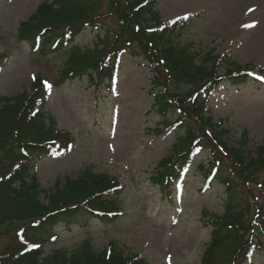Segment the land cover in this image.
I'll return each instance as SVG.
<instances>
[{"label": "rangeland", "instance_id": "1", "mask_svg": "<svg viewBox=\"0 0 264 264\" xmlns=\"http://www.w3.org/2000/svg\"><path fill=\"white\" fill-rule=\"evenodd\" d=\"M40 1L0 0V53L6 56L0 60V97L30 90L34 76L46 78L53 85L44 101L45 116L53 118L58 129L69 130L74 140L57 157L37 160L28 176L48 189L57 178L76 176L90 166L95 172L115 176L124 188L119 215L108 223L78 217L67 228L47 229L39 236L41 256L57 250L73 252L88 240L97 253L113 243L124 255L143 258L146 264H200L210 236V227L204 226L202 219L208 218L205 212L221 214L225 198L224 186L217 179L207 190L200 189L207 184L194 166L210 160L207 149L191 158V169L173 185L171 180H164L161 187L156 185L151 174L160 159L171 152L174 137L171 129L154 132L161 127L150 108L152 72L141 56H131L139 44L124 47L109 90L106 82L94 87L86 77L67 79L59 85L63 57L40 54L39 49L33 50L16 38L19 21ZM100 1L104 9L107 0ZM155 9L161 20L185 22L175 35L176 43H191L194 52L211 50L220 56L218 74H223L229 61L255 72L264 69V57L251 51L253 42L264 34V0H156ZM99 21L100 29L84 27L78 45L90 47L98 30L113 34L118 29L113 15L105 13ZM234 87L221 82L206 108L214 119H224L230 129V145L246 131L247 148L252 152L264 140V85L250 78L238 89ZM262 180L264 169L254 173L252 183ZM234 183V206L243 213L249 228L241 237L242 241L246 238L248 249H238L233 259L238 264H264V230L257 226L263 222L264 186L257 183L251 188V200L244 193L242 180ZM5 228L6 224L0 225V250L13 232ZM218 252L220 262L226 264L230 243L224 242Z\"/></svg>", "mask_w": 264, "mask_h": 264}, {"label": "trees", "instance_id": "2", "mask_svg": "<svg viewBox=\"0 0 264 264\" xmlns=\"http://www.w3.org/2000/svg\"><path fill=\"white\" fill-rule=\"evenodd\" d=\"M154 5L155 0H107L101 9L100 0H42L30 17L19 23L17 38L33 47L39 46L40 54L63 51L61 77L87 75L96 85L111 77L121 49L132 42L139 44L137 53L146 58L154 72L151 79L153 105L162 126L172 125L168 113H174L178 107L179 123L175 129L183 128L185 133L175 152L160 164V177L171 175L170 159L178 162L189 158L191 149L183 148L195 136L191 135L190 126L206 128L212 140L213 159L219 167L216 178L230 191L236 189L234 180L240 178L246 197L253 200L251 188L257 183L264 186L263 180L252 183L254 173L264 169V140L252 152L247 148L246 133L241 135L236 147L228 145V133L221 127V121L213 122L204 111L208 91L221 79L216 73L218 55L206 51L196 61V55L173 42L177 25L160 21ZM105 13L116 18L118 29L113 34L105 32L98 40L102 45L100 49L96 45L92 49H81L75 39L83 25L99 27ZM3 57L0 53V60ZM226 72L227 80L234 84L247 80L244 69L234 63ZM44 87L42 79L35 78L29 92L0 97V225L6 224V232L13 229L0 253V264H143L140 259L123 256L113 244L94 253L86 241L68 255L58 251L43 260H39L40 248H30L38 243L46 227L68 222L83 213L107 220L111 212L119 211L121 204V190L115 179L106 174H94L89 168L78 177L56 181L49 189H42L33 177L25 179L36 160L53 154L45 146L47 140L54 138L53 132L35 130L42 114L41 107L36 108L35 104L43 103ZM34 111L37 112L30 116ZM42 129L45 130L44 126ZM11 167H14L13 172L3 178L6 168ZM200 167L203 169L202 165ZM15 181L19 182L17 188L12 185ZM111 188L115 189L109 190ZM41 194L44 200L40 199ZM243 217L227 207L217 220L221 224L213 227L211 243L215 245L208 246L203 262L222 264L218 248L224 242L229 243L228 240L234 244L239 239L238 227L243 224ZM226 223L229 233L236 235L235 240L228 237L220 240L218 231ZM11 224L17 225L11 227ZM232 251L230 248L229 258Z\"/></svg>", "mask_w": 264, "mask_h": 264}, {"label": "bare ground", "instance_id": "3", "mask_svg": "<svg viewBox=\"0 0 264 264\" xmlns=\"http://www.w3.org/2000/svg\"><path fill=\"white\" fill-rule=\"evenodd\" d=\"M254 47L251 51H253L257 56L264 57V34L257 38L256 41L253 42Z\"/></svg>", "mask_w": 264, "mask_h": 264}, {"label": "snow or ice", "instance_id": "4", "mask_svg": "<svg viewBox=\"0 0 264 264\" xmlns=\"http://www.w3.org/2000/svg\"><path fill=\"white\" fill-rule=\"evenodd\" d=\"M262 79H264V78H262ZM44 83H45V86H46V87H48V88L51 87V85H49L46 81H45ZM38 246H39V245H36V244L31 245V247H38Z\"/></svg>", "mask_w": 264, "mask_h": 264}]
</instances>
